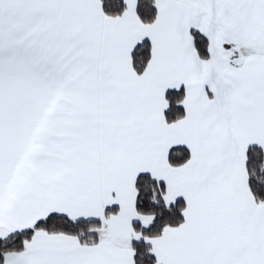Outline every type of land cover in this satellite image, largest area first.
Masks as SVG:
<instances>
[{
    "label": "snow or ice",
    "instance_id": "snow-or-ice-1",
    "mask_svg": "<svg viewBox=\"0 0 264 264\" xmlns=\"http://www.w3.org/2000/svg\"><path fill=\"white\" fill-rule=\"evenodd\" d=\"M0 264H264V0H0Z\"/></svg>",
    "mask_w": 264,
    "mask_h": 264
}]
</instances>
